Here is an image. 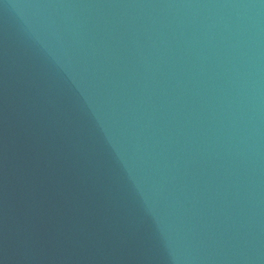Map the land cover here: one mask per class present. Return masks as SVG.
Instances as JSON below:
<instances>
[{
    "label": "water",
    "instance_id": "water-1",
    "mask_svg": "<svg viewBox=\"0 0 264 264\" xmlns=\"http://www.w3.org/2000/svg\"><path fill=\"white\" fill-rule=\"evenodd\" d=\"M0 264H264V0H0Z\"/></svg>",
    "mask_w": 264,
    "mask_h": 264
}]
</instances>
